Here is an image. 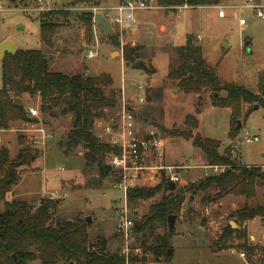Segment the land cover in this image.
<instances>
[{
	"label": "rangeland",
	"instance_id": "1",
	"mask_svg": "<svg viewBox=\"0 0 264 264\" xmlns=\"http://www.w3.org/2000/svg\"><path fill=\"white\" fill-rule=\"evenodd\" d=\"M231 1L233 4L241 2V0ZM115 2V0H47L39 8L36 0H0L2 6L0 40L6 38L19 49H42L48 60L49 70H59L66 74L79 71L86 75L108 74L111 78V86L104 88V92L112 93L116 102L113 107L105 110L103 118L96 121L95 133L97 134L101 129L105 119L112 118L121 105L125 104V106L131 105L137 115L138 135L152 132L150 141L153 142L157 139L155 132L163 131L161 128L163 124L166 127L173 125L182 128L184 115L193 113V96L180 93L172 97L175 94L168 92L172 86L169 83H160L167 69V55L164 52L153 57V65H151V51L144 52L146 58L143 63L155 67L152 76L147 75L145 70L133 69L122 61L121 48L124 43H131L128 30L131 23L123 27L111 26L112 32L105 33L93 19L95 12L100 13V10L103 12L102 8L110 7ZM225 4H227L225 0H220L216 5ZM152 5L153 8L158 7L154 0ZM63 12H67L68 17L63 18L59 15L56 17L62 25L52 38V46H44L39 38L38 16ZM143 12L136 10L134 14ZM86 13L91 14L90 30L87 34L77 18ZM150 16L144 21L143 30L135 36L137 43L154 45L159 41L157 20L162 16L159 12ZM239 16L246 20V26L242 28L231 13L221 18L218 17L215 8L184 10L166 23V29L169 32V39L173 42L182 37L184 31L199 34L202 40V54L208 63L216 65L218 74L226 80L241 84L251 92H256L258 80L262 78L264 81V19L256 17L248 8L243 9ZM110 36L114 37L116 43L111 41ZM193 37L195 42L199 43L196 37ZM245 41H250L248 46L244 45ZM223 43L226 44L225 47ZM88 49L94 50L95 55L85 59L84 54ZM138 82L147 87L146 97L141 103L134 101L138 95L135 87ZM162 94L164 96L159 101ZM224 94V91L218 93L221 96ZM210 95L209 92L204 93L201 100L204 98V101L209 103ZM20 98L23 106L31 105L39 110L38 96L23 94ZM250 107L253 108V105ZM248 108V105L245 110L242 108V115L229 126L228 108L206 105L199 117L197 116L198 123L200 118L203 135L219 140L220 152L228 149L234 163L257 165L264 171V107L258 105V108L250 109L251 111ZM245 112L248 113L246 117H244ZM35 118L51 135L43 144L36 146L31 144L32 147L26 141L29 134L38 137L37 132H30L37 126L28 121L9 122L6 127L8 130L2 135L0 146L3 145L8 149L9 158H14L22 147L19 143L21 139L24 145L31 146L37 151L34 160L18 167L19 178L4 195L5 200H24L35 207L42 197L53 199L56 201L51 211L53 220L70 219L75 216L84 219L89 216L90 221L86 222L88 242L93 244L95 238L100 236L106 240V249L109 252L118 251L121 240L116 231V223L117 214L123 205L124 194L113 186L115 176L108 174L98 180L95 171L82 170L81 148L66 154L58 147L57 142L64 140L71 128L73 114L70 111L54 109L50 115L39 110V115ZM229 127L234 130L231 138L228 134ZM236 129H238L237 133H235ZM246 136L250 138L257 136L258 140L246 142ZM165 148L172 155L170 157V154L166 153L165 165L181 162L193 166L188 170H178L180 178L186 180L185 185L209 173L204 167L199 166L204 165V162L200 160V151L192 147L191 140L167 142ZM151 162L157 163L154 154L148 160V163ZM157 178L156 176L151 181L147 179L148 186L156 184ZM204 194L207 200L203 201L202 192L184 191V200L179 210L174 213L176 218L170 233L166 224L152 227L144 238L138 237L136 240L133 234L130 256L134 259V263L264 264V224L258 216L249 222L248 227L247 222L246 227L241 221L239 225L236 223L237 228L244 232L243 238L233 233L226 245L222 246L217 242L222 230L226 226L230 227L229 221H234L232 214L236 209L241 208L244 203L249 206L264 205V187L258 188L255 196L249 200L238 196L212 200L210 199L212 190ZM159 198L158 193L152 198L138 200L129 205L126 200L129 219L132 221L140 219L147 212L148 206ZM3 207V200L0 199V210ZM168 235L171 239L168 245L172 249L171 254L166 255L164 259L160 257L158 261H153L155 256L149 249L146 250L140 245L141 239H144L146 245H153L158 243L159 237ZM244 242L253 247L251 252L248 253L240 246ZM240 252L244 253L243 257H240ZM27 264L39 263L34 260Z\"/></svg>",
	"mask_w": 264,
	"mask_h": 264
},
{
	"label": "trees",
	"instance_id": "2",
	"mask_svg": "<svg viewBox=\"0 0 264 264\" xmlns=\"http://www.w3.org/2000/svg\"><path fill=\"white\" fill-rule=\"evenodd\" d=\"M219 1L154 0L156 6L164 9L183 4L212 5ZM58 15L68 17L67 12L38 16L40 42L46 47L52 46V38L62 25L56 19ZM77 18L86 34L89 33L91 14L86 13ZM110 39L116 43L113 36ZM171 50L174 56L169 60L165 81H170L187 94L209 91L211 105L230 110L229 126L242 115L244 104L249 105V110L255 104L264 107L262 78L258 80L257 92H251L236 82L222 80L215 68L205 61L201 45L195 42L191 34L185 35L183 45L173 46ZM121 56L126 65L133 64L138 59L137 47L124 43ZM145 71L154 73L151 67H147ZM109 86L111 78L106 73L86 75L82 71L73 74L51 71L42 49L17 48L15 53H5L0 60V124L7 127L9 122L15 120L37 122L36 118H28L23 105H13V99L20 98L23 94L38 96L41 113L51 115L54 109L70 111L73 114L72 125L65 139L57 142L58 147L66 154L81 148L84 172L95 171L98 180L113 174L116 180V170L105 163L106 155L115 149L102 141L94 131L96 121L103 118L105 110L113 107L116 102L112 93L104 92V88ZM220 91L225 94L218 95ZM198 105L197 102L196 112L199 111ZM247 115L245 112L244 117ZM184 124L183 129L167 130V135L191 140L192 145L202 151L207 165H221L224 169L178 189L168 190L164 178L152 186L128 188V205L160 194V198L148 206L147 212L140 219L133 220L132 232L136 240L138 237L144 238L152 227L167 224V216L179 210L184 200V191L205 193L212 190V200L228 194L249 200L255 196L258 188L264 187V171L259 166L236 164L228 149L218 151L219 141L193 135L192 129L197 125L193 115H186ZM233 131L229 127L230 138ZM237 132L238 129L235 130ZM19 143L22 147L14 158H9L8 149L0 146V199L4 205L0 210V264H27L34 260L39 264H123V257L117 250L109 252L106 249L103 237L97 236L93 244L88 242L85 218L75 216L53 220L51 211L56 205L55 200L42 197L35 207L24 200H5L4 195L19 178L18 167L27 165L37 156V151L24 145L22 139ZM206 197L203 195L202 200H207ZM232 216L236 223L255 216L264 217V205L249 206L244 203ZM233 233H237L239 238L244 237V232L240 229L226 226L217 242L222 246L226 245ZM168 237L169 235L159 237L158 243L153 245H146L144 239H141L140 245L151 251L155 256L153 261H158L160 257L164 259L166 256ZM240 246L248 253L253 250L245 242ZM130 264H135L133 258L130 259Z\"/></svg>",
	"mask_w": 264,
	"mask_h": 264
},
{
	"label": "built area",
	"instance_id": "3",
	"mask_svg": "<svg viewBox=\"0 0 264 264\" xmlns=\"http://www.w3.org/2000/svg\"><path fill=\"white\" fill-rule=\"evenodd\" d=\"M36 1L39 7L44 5L47 0ZM152 3L153 0H116L114 5L102 8L103 12L100 10V14L109 22L110 26L118 25L123 27L133 21L134 12L136 10L153 8ZM245 8L252 10L256 17L264 19V0H241V2L237 4L231 3L220 5L217 7V15L218 17L223 18L227 13H231L232 16L237 18L238 24L240 28H242L246 26V20L239 16V13ZM1 9L2 6L0 5V10ZM229 9L231 11L228 12ZM196 39H198V36ZM94 55L95 51L88 49L84 54V58H92ZM135 87L138 91L135 101L141 103L145 99L146 86L141 82H138ZM24 111L30 118H35L39 115V110L35 106H26L24 107ZM30 123H33L37 127L34 128L33 131H30L31 129H28V131L37 132L38 137L29 134L26 137V141L33 146L43 144L45 139H48L51 135L45 131L40 123H38V120L37 122ZM7 130L6 127H3L0 124V143L3 133ZM101 134L100 139L115 149V151L111 150L106 155L105 163L112 169L116 170L117 175L113 186L120 189L124 194L123 205L120 208V212L117 214L116 231L121 240L118 254L123 257V264H130V250H132L131 244L134 240V235L132 232L133 221L129 219L127 215V207L125 203L127 189L130 187L148 186L147 179L151 181L156 176L158 177V181L164 178L166 182L171 181L174 184H178L181 178L175 171L174 166L159 163V159L162 156L161 152H158V163H148L146 158L149 154L145 151L148 147V141L143 138V136L138 135L139 126L136 122L134 108L131 105L125 106V104H122L121 108L112 118L105 119L101 127ZM151 134L152 132H149V135ZM256 140H258L257 136H252L251 138L247 136L245 137L246 142ZM154 148L158 151L160 150L161 145L155 143ZM210 167L215 172L224 168V166L221 165H213ZM136 249L137 248H135V250ZM239 255L240 257H243L244 253L240 252Z\"/></svg>",
	"mask_w": 264,
	"mask_h": 264
},
{
	"label": "crops",
	"instance_id": "4",
	"mask_svg": "<svg viewBox=\"0 0 264 264\" xmlns=\"http://www.w3.org/2000/svg\"><path fill=\"white\" fill-rule=\"evenodd\" d=\"M116 1V0H115ZM225 2L227 3V4H231L233 1H231V0H225ZM216 6V7H215ZM218 6H220V5H216V4H212V5H196V6H193V5H187V4H183V5H180V6H177V7H174V8H171V9H164V8H161V7H156V8H153V9H150V10H143L144 12L143 13H140V14H134V19H133V21L131 22V24L129 25V27H128V30H129V32H130V42L131 43H128V44H130L131 46H136L137 47V54H138V59L136 60V61H140V62H142L143 63V60L146 58V55H145V53L144 52H147V51H151V54H150V57H151V65H153L152 64V59H153V57L156 55V54H158V53H161V52H164V53H166V55H167V69H166V73H167V71H168V63H169V60H170V58H172L173 56H174V54H173V52H172V50H171V48L173 47V46H179V45H183L184 43H185V35L186 34H191L192 36H195V37H197L198 36V39H197V41H199V44L201 45V48H202V40H201V38H200V35L199 34H193V33H190V32H186V31H184V33H183V35H182V37H180V38H177L176 40H175V42H173V41H171L169 38V32L167 31V29H166V23H169L172 19H173V17L176 15V14H178L179 12H182V11H184V10H189V11H196V10H198V9H206V8H215L216 10H217V7ZM176 9V10H175ZM178 9V10H177ZM156 12H159V14H160V16H162L161 18H159L158 20H157V30H158V37H159V41L156 43V44H154V45H145V44H143V43H137V40L135 39V36H137L142 30H143V25H144V21H146V19H148V18H150L151 16L150 15H153V13H156ZM2 41L3 40H6V38H3V39H1ZM0 40V42H2ZM249 43H250V41H245L244 42V45L245 46H248L249 45ZM224 44V47L226 46V44L225 43H223ZM169 45V46H168ZM167 47V48H166ZM111 53H113L112 51H111ZM111 53H110V55H111ZM203 55V54H202ZM121 58H122V56H121ZM203 58H204V56H203ZM205 59V58H204ZM122 61H123V59H122ZM135 61V62H136ZM206 61V60H205ZM124 62V61H123ZM207 62V61H206ZM208 63V62H207ZM144 65H145V68L144 69H139V70H145L147 67H151V68H153V70H154V72H155V67L153 66H149V65H146L145 63H143ZM210 66H212V67H214L215 68V72H216V74L222 79V80H225V81H231V82H235V81H233V80H226V79H224V78H222L219 74H218V72H217V70H216V65L215 64H210V63H208ZM127 66H129V67H131L132 68V64L131 65H127ZM51 71H53V70H51ZM57 71H59V70H57ZM62 72V71H61ZM146 72V71H145ZM166 73L164 74V76L162 77V79H161V81H160V83L162 82L163 84H166V83H169V85L170 86H172V88H169L168 89V92H170V93H172V94H175V95H173L172 97H174V96H177V95H179L180 93L181 94H187V93H184L183 91H181L180 89H178L176 86H175V84H172L170 81H165V75H166ZM147 75L149 74V73H146ZM153 74V73H152ZM152 74H150L151 76H152ZM149 80H150V82L152 83V79H151V77H149ZM153 83H156V82H153ZM150 87V86H149ZM173 87H174V89H173ZM146 89H147V87H146ZM146 89H145V97H146ZM161 89H162V87H161ZM257 90H258V87H257ZM257 90H256V92H257ZM162 91V90H161ZM207 92H209V91H204V92H201V93H199V94H193V93H188V94H190V95H192L193 96V104H194V110H193V113H186L185 115H184V117H183V124H182V128L180 127H176V126H171V127H166V126H164V124H163V127H161L162 128V130L163 131H156L155 132V136H156V138L157 139H155V140H153V142H151L150 141V135H149V131L148 132H145V134L144 135H142L143 136V138H145L147 141H148V144H147V150H145V151H147V153L149 154V156L146 158L147 159V161L151 158V155L152 154H154V156H155V162L157 161V159H158V152H161L162 153V156L160 157V159H159V163H164V160H165V157H166V153H168V154H170L168 151H166V143L167 142H171V143H173V142H175V141H181V142H183L184 140H189V139H184V138H182V137H179V136H169V135H167V133H166V131L167 130H170V129H173V128H177V129H183V128H185V124H184V120H185V116L186 115H193L195 118H196V121H197V125H196V127L195 128H193L192 129V134L193 135H195V134H198V135H200L201 137H208V136H205V135H203V133H202V131H201V121H200V118H199V123H198V118H197V116L199 117V115L201 114V112L203 111V108L207 105H210V106H213V105H211V103H210V100H209V103H206V100L204 101V98L201 100V97H202V95H204V93H207ZM209 94H211L210 92H209ZM163 94H162V96L159 98V101L161 100V98H163ZM223 96V95H222ZM210 97H211V95H210ZM171 98V97H170ZM135 101V100H134ZM22 102V101H21ZM136 102V101H135ZM198 102V107H199V111L198 112H196V103ZM247 105L248 104H244L243 105V109L245 110V108L247 107ZM27 106V105H26ZM25 105H24V107H26ZM249 106V105H248ZM229 110V109H228ZM251 111V110H250ZM229 113H230V110H229ZM250 113V112H249ZM136 114V113H135ZM137 116V115H136ZM96 127H98V126H96ZM165 127V128H164ZM99 128V127H98ZM102 134H101V129H99V131L97 132V136L100 138V136H101ZM209 138H212V137H209ZM212 139H215V138H212ZM215 140H217V139H215ZM217 141H219V140H217ZM155 143H157V144H160L161 145V148H160V150H155V148H154V144ZM191 145H192V143H191ZM192 147H194L196 150L198 149L199 151H200V155H201V159L200 160H203V162H204V165L203 164H200L199 166H202V167H204L205 168V170L206 171H209V173H207L205 176H207V175H211V174H217V173H219V172H221L222 170H220V171H217V172H215V171H213L212 169H211V167H210V165H207L206 164V162H205V159H204V155H203V153H202V151L198 148V147H195V146H193L192 145ZM218 151L220 152L221 150H220V142H219V148H218ZM37 157V156H36ZM35 157V158H36ZM150 157V158H149ZM164 157V158H163ZM170 157H172V155L170 154ZM34 158V159H35ZM33 159V160H34ZM152 163V162H151ZM157 163H158V161H157ZM164 165H165V163H164ZM167 165H171V166H174L175 167V171L178 173V170L179 169H186V170H188V169H190L191 167H193V166H191L190 164H186V163H170V164H167ZM206 173V172H205ZM179 175V174H178ZM180 176V175H179ZM204 176V177H205ZM203 177V178H204ZM199 179H202V178H199ZM193 181H196V180H193ZM185 183H186V180L185 179H183V178H181V180H180V182L178 183V184H175V188H179V187H181V186H183V185H185ZM208 191H210V190H208ZM203 193V195H205L204 194V192H202ZM228 196H233V197H236L235 195H231V194H228V195H224V196H222V197H220V198H226V197H228ZM238 197H242V196H239V195H237ZM219 198V199H220ZM234 218V217H233ZM262 218V217H261ZM261 218H260V221H261ZM253 220H255V218H253V219H250V220H244V221H241V222H243V224L245 225V227H246V222H247V227H248V224H249V222H252ZM230 222V221H229ZM235 222V221H234ZM262 222V221H261ZM236 223V222H235ZM238 225H239V222L237 223ZM236 224V225H237ZM262 224H264V222H262ZM243 225V226H244ZM237 228V227H236ZM238 229V228H237Z\"/></svg>",
	"mask_w": 264,
	"mask_h": 264
},
{
	"label": "water",
	"instance_id": "5",
	"mask_svg": "<svg viewBox=\"0 0 264 264\" xmlns=\"http://www.w3.org/2000/svg\"><path fill=\"white\" fill-rule=\"evenodd\" d=\"M93 18L102 27V30L105 33H111L112 32V28H111L109 22L107 20H105L99 12H95L93 14ZM16 50H17V48L12 41L7 40V39L3 40L2 42H0V60L3 58L5 53L13 54L16 52ZM132 68L133 69H144L145 65L140 61H136L132 64ZM214 95H216V93ZM12 103H13V105H22L20 98H14ZM256 108H258L257 104L253 105V108H251V110L256 109ZM237 126H239V122L237 123ZM167 188H168V190H172L175 188V184L171 181H168L167 182ZM175 218H176L175 214H169L167 216V226H168L169 231H171L173 226H174ZM85 221L89 222L90 217L89 216L85 217ZM261 221L264 222V217L261 218ZM229 226L231 228L237 227V225L234 221H230ZM167 243H168V245H170V243H171L170 238L167 239ZM171 252H172V249L170 247H168L167 251H166V255L169 256L171 254Z\"/></svg>",
	"mask_w": 264,
	"mask_h": 264
}]
</instances>
